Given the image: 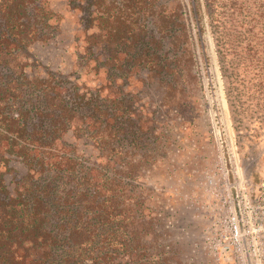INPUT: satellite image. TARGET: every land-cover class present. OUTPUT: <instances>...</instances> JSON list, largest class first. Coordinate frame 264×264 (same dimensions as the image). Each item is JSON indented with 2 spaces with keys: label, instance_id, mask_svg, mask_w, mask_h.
I'll use <instances>...</instances> for the list:
<instances>
[{
  "label": "trees",
  "instance_id": "trees-1",
  "mask_svg": "<svg viewBox=\"0 0 264 264\" xmlns=\"http://www.w3.org/2000/svg\"><path fill=\"white\" fill-rule=\"evenodd\" d=\"M38 1L0 0V264H177L128 191L144 147L132 98L64 88L15 63L50 38ZM68 2L94 29L85 57L108 85L138 73L164 102L188 84L189 20L200 38L202 8L231 115L264 129V0H189L190 17L181 0Z\"/></svg>",
  "mask_w": 264,
  "mask_h": 264
},
{
  "label": "rangeland",
  "instance_id": "rangeland-1",
  "mask_svg": "<svg viewBox=\"0 0 264 264\" xmlns=\"http://www.w3.org/2000/svg\"><path fill=\"white\" fill-rule=\"evenodd\" d=\"M181 1L190 17L189 0ZM38 4L52 15L50 38L15 63L31 76L53 74L64 88L72 83L81 90L104 87L108 95L132 98L144 147L136 187L128 191L139 196L155 242L170 244L177 264H264V236L252 239L248 234L254 219H262L253 207L264 194V129L249 120L239 126L231 115L204 10L200 38L189 20L194 57L188 84L180 98L164 102L138 73L108 85L85 57L86 39L94 29H85L84 14L68 0ZM75 144L79 154L83 150L95 156L82 143ZM12 166L22 172L18 164ZM233 219L244 231L240 254L222 250Z\"/></svg>",
  "mask_w": 264,
  "mask_h": 264
},
{
  "label": "built area",
  "instance_id": "built-area-1",
  "mask_svg": "<svg viewBox=\"0 0 264 264\" xmlns=\"http://www.w3.org/2000/svg\"><path fill=\"white\" fill-rule=\"evenodd\" d=\"M261 203L253 207V210L260 211V214L262 215L261 223L257 222L255 219L248 227V234L250 235V238L253 239L254 234H262L264 236V194L260 196ZM244 236V231L242 232L240 229V226L238 222L233 219L231 221L230 227H229V235L226 237V242L223 244L222 250L228 251V252H235L240 254L242 250V237Z\"/></svg>",
  "mask_w": 264,
  "mask_h": 264
},
{
  "label": "water",
  "instance_id": "water-1",
  "mask_svg": "<svg viewBox=\"0 0 264 264\" xmlns=\"http://www.w3.org/2000/svg\"><path fill=\"white\" fill-rule=\"evenodd\" d=\"M263 190H264V185H263Z\"/></svg>",
  "mask_w": 264,
  "mask_h": 264
}]
</instances>
